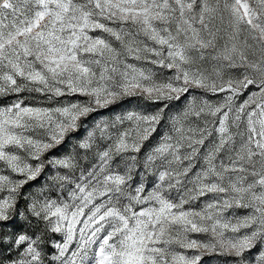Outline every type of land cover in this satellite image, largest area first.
Returning <instances> with one entry per match:
<instances>
[{
    "label": "snow or ice",
    "instance_id": "obj_1",
    "mask_svg": "<svg viewBox=\"0 0 264 264\" xmlns=\"http://www.w3.org/2000/svg\"><path fill=\"white\" fill-rule=\"evenodd\" d=\"M0 264H264V0H0Z\"/></svg>",
    "mask_w": 264,
    "mask_h": 264
}]
</instances>
